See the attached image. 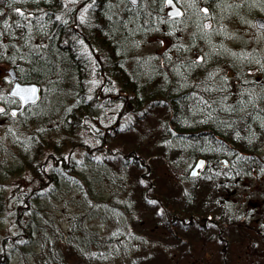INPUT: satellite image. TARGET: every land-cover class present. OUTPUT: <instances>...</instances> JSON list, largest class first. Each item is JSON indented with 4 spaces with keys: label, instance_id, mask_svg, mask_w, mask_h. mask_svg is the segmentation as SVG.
Returning a JSON list of instances; mask_svg holds the SVG:
<instances>
[{
    "label": "trees",
    "instance_id": "trees-1",
    "mask_svg": "<svg viewBox=\"0 0 264 264\" xmlns=\"http://www.w3.org/2000/svg\"><path fill=\"white\" fill-rule=\"evenodd\" d=\"M177 1L183 14L169 19L164 0H0V61L21 82L43 83L52 94L43 108L41 88V100L15 118L14 100L4 103L26 134L12 152L0 148V187L13 193L10 201L0 193V216L10 217L15 231L0 233L1 263L9 251L33 245L40 247L34 264H69L72 257L115 264L117 240L92 221L146 231L143 217L151 212L175 238L178 229H204L210 220L217 234L241 231L253 245L251 229L264 239V42L241 41L264 15V0ZM160 27L172 44L139 54ZM92 69L124 106V125L104 135ZM91 124L108 146H91L94 155L77 163L71 152L84 145L79 135ZM200 157L205 166L190 178ZM157 165L189 185L167 182ZM252 178L260 183L256 208L236 206L231 197ZM159 182L166 185L161 197ZM67 192L73 208L65 230L54 212ZM162 253V264H171Z\"/></svg>",
    "mask_w": 264,
    "mask_h": 264
},
{
    "label": "rangeland",
    "instance_id": "rangeland-1",
    "mask_svg": "<svg viewBox=\"0 0 264 264\" xmlns=\"http://www.w3.org/2000/svg\"><path fill=\"white\" fill-rule=\"evenodd\" d=\"M179 3V1H177ZM181 6V4L179 3ZM201 5V4H200ZM199 5V6H200ZM182 7V6H181ZM166 10V9H165ZM164 10V11H165ZM264 16V15H263ZM179 25V22L176 23ZM231 28L233 26L231 25ZM241 41H246L250 44L263 41L264 38L261 31L256 30L253 25L249 31L241 33ZM172 44V41L163 33L162 28L155 31L146 40H143L142 45L139 49V54L149 55L157 52L164 51L168 46ZM261 52H264V45H259ZM11 64L7 62L0 61V148L3 149L2 154H7L13 151V145H19L20 140L25 136V132L22 131V126H20V119H10L4 113L5 102H8L6 98L7 93L11 87V81L7 74V70L10 68ZM93 83H98V90L95 93L97 95L98 101L104 103L101 110L103 114L99 118L97 116L96 124L100 126V132L104 135L106 132H110L116 126L122 127L124 125L125 118L119 115L122 112L124 106L122 102H117L119 94L108 95L105 89L108 88L106 84V79L102 77L99 78L95 71L92 69ZM92 82V81H91ZM43 91H45L43 98V108H46V101L52 97L51 92L46 87L45 84H39ZM94 86V85H93ZM97 86V87H98ZM110 97L111 101L106 102L105 100ZM41 100V99H40ZM154 122L155 120L152 119ZM92 124L90 125L88 131L85 133L80 131L79 136L82 146L76 147L71 152V158L77 162L81 163L85 158H90L92 154L90 147L98 146L102 149H106L108 146L107 142H100L96 138V131H93ZM87 133V134H86ZM78 138V139H79ZM82 139V140H81ZM102 151H98L101 154ZM100 158V156H98ZM157 174L160 176H165V180L173 185H181L183 187L189 185V181L181 180L173 171L165 169L161 165H157ZM178 177V179L176 178ZM1 181V180H0ZM166 182V183H167ZM2 182H0L1 184ZM12 183V182H8ZM168 184V183H167ZM12 185V184H10ZM200 185V183H199ZM260 183L256 178L245 180L234 196L231 197L236 206L239 207H255L256 208V189L260 188ZM13 186V185H12ZM12 189H4L0 187V193H3L5 200H11L10 193ZM159 196H163L166 190V185L159 182L158 189ZM69 193H65V196L60 199L62 203H57L54 212V218L58 224H61L62 228L68 230V219L72 215L71 208L67 205V199ZM3 198V199H4ZM10 198V199H9ZM58 206V207H57ZM163 213V209H161ZM155 216V215H154ZM0 216V233L1 235H7L15 232L13 229L12 220L10 217L5 218ZM145 219L146 231L139 227L131 228L128 230L119 227L117 225L108 227L105 226L101 221L95 219L92 221L94 227L98 228V231L105 237L110 236L111 238L117 240L118 247L113 248V253H115V264H122L133 260L135 256H142L141 263L144 264H162L165 259V253L162 250L172 256L171 264H264V239H261L256 235L251 229H247V232L251 235V240H253V245L250 244L248 238L240 235L241 231L229 232L225 234H217V229L210 224V220L205 223L204 229L201 227L190 226L189 228L183 230L178 229L177 238L172 237L162 224L160 219H154L152 212L143 217ZM161 223V225H160ZM244 229V228H243ZM246 230V228L244 229ZM243 232V231H242ZM257 238V240H256ZM263 240V241H261ZM252 243V241H251ZM144 245V246H143ZM257 250V251H256ZM40 251V247H30L26 249L24 253H18L14 251H9L6 259V264H34V254ZM4 254V253H3ZM162 254L164 256H162ZM89 258V257H88ZM145 258V261H144ZM148 258V259H147ZM1 261V260H0ZM194 262V263H192ZM68 263V262H67ZM0 264H3L0 262ZM69 264H82L79 260L72 257ZM83 264H92L91 262H84Z\"/></svg>",
    "mask_w": 264,
    "mask_h": 264
},
{
    "label": "water",
    "instance_id": "water-1",
    "mask_svg": "<svg viewBox=\"0 0 264 264\" xmlns=\"http://www.w3.org/2000/svg\"><path fill=\"white\" fill-rule=\"evenodd\" d=\"M130 4L136 6L139 4L140 0H127ZM165 4L167 6L166 14L169 18L175 19L181 16L183 10L180 6L176 4L174 0H165ZM201 12L207 13L208 8L205 5L200 7ZM177 13H179L177 15ZM254 28L261 30L263 33L264 38V17L263 16H256L253 19ZM10 80L12 81V85L8 91V96L12 98H16L19 101V107L12 108L10 113L15 116L21 111H23L29 105H34L39 102L41 98V91L40 86L38 83L35 82H20L18 80V76L16 74L15 68L10 67L7 70ZM222 164L227 165L228 161L223 158ZM205 166V159L198 158L194 165L189 170L190 177H196L200 170H202Z\"/></svg>",
    "mask_w": 264,
    "mask_h": 264
},
{
    "label": "flooded vegetation",
    "instance_id": "flooded-vegetation-1",
    "mask_svg": "<svg viewBox=\"0 0 264 264\" xmlns=\"http://www.w3.org/2000/svg\"><path fill=\"white\" fill-rule=\"evenodd\" d=\"M20 10H21L20 8H18V7L16 8V11H20ZM14 104L17 106L19 105L18 99L14 100ZM17 106H15V107H17Z\"/></svg>",
    "mask_w": 264,
    "mask_h": 264
},
{
    "label": "snow or ice",
    "instance_id": "snow-or-ice-1",
    "mask_svg": "<svg viewBox=\"0 0 264 264\" xmlns=\"http://www.w3.org/2000/svg\"><path fill=\"white\" fill-rule=\"evenodd\" d=\"M179 13H177V15H178Z\"/></svg>",
    "mask_w": 264,
    "mask_h": 264
}]
</instances>
